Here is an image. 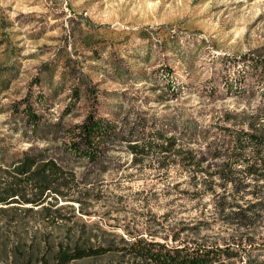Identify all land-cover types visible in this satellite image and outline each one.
I'll return each instance as SVG.
<instances>
[{
	"label": "rangeland",
	"instance_id": "rangeland-1",
	"mask_svg": "<svg viewBox=\"0 0 264 264\" xmlns=\"http://www.w3.org/2000/svg\"><path fill=\"white\" fill-rule=\"evenodd\" d=\"M256 57L264 58V0H0V146L48 148L88 194L84 214L74 204V213L63 209L55 224L17 211L18 224L7 229L0 216L1 264L5 251L18 258L34 249L38 258L45 248L74 245L112 250L70 264H135L120 236L174 244L172 234L191 238L200 226L198 236L212 239L220 221L198 225L209 219L199 218L195 202L164 190L178 178L176 168L159 179L155 165L130 162L123 141L98 165L69 160L60 153L62 130L79 123L96 98L98 114L123 134L133 126L136 134L145 118L179 146L202 150L204 129L222 137L255 124L264 133ZM39 92L47 108L37 107L46 126L38 135L51 137L22 139L21 115L10 106ZM187 120L198 127L195 135L185 129ZM222 161L202 163L211 169ZM34 236L81 244H30ZM104 240L112 244H97Z\"/></svg>",
	"mask_w": 264,
	"mask_h": 264
},
{
	"label": "trees",
	"instance_id": "trees-1",
	"mask_svg": "<svg viewBox=\"0 0 264 264\" xmlns=\"http://www.w3.org/2000/svg\"><path fill=\"white\" fill-rule=\"evenodd\" d=\"M251 63L255 70L259 69L263 83L261 95L264 96V58H251ZM45 100L46 95L39 92L34 100L24 98L11 104L14 115H21L22 139L36 137L46 128L37 112L38 106L47 108ZM72 104L63 113L70 111ZM96 104V98H93L85 117L62 130V156L98 165L106 159L110 148L123 141L131 156L130 162L155 165L159 179L162 176L170 178L176 168L174 172L178 178L167 181L164 190L175 195L174 199L187 198L195 202L199 218L209 219L199 220L198 225L220 221L219 225L223 227L207 240L205 236H198L201 227L194 226L197 231L192 232L191 238L172 234L169 240L174 244L146 240L139 233L129 238L120 236L130 254L138 259L135 264H264V133H259L255 124H247V128L233 130L222 137L210 134L208 129L199 131L205 142L199 150L179 146L174 136L152 130V122L148 123L145 118L138 120L136 134H133L134 126L128 127L123 134L121 128L98 114ZM185 129L191 135L198 132V127L189 120L185 122ZM42 136L48 135L39 134L37 138ZM206 158H223V161L207 169L202 163ZM86 195L87 190H82L75 175L64 169L48 148L13 150L0 146V216L7 217L3 227L9 229L12 222L18 224L17 211L34 213L53 224L63 219V209L69 208L74 213V204L84 214L82 201ZM17 227L19 225L14 228ZM14 239L17 243L24 241L21 236ZM90 239L91 236L88 241ZM95 240L98 241V237L95 236ZM4 241L0 234V244ZM30 244L81 243L79 240L55 241L49 236H34ZM97 244L112 243L104 240ZM45 250L38 258L34 249L18 258L5 251L2 261L3 264H70L102 256L112 249L110 246L74 245Z\"/></svg>",
	"mask_w": 264,
	"mask_h": 264
}]
</instances>
